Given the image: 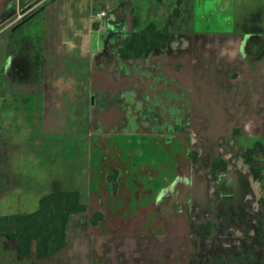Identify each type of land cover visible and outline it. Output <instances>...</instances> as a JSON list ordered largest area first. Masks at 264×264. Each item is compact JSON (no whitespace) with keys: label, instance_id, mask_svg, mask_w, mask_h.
<instances>
[{"label":"crops","instance_id":"1","mask_svg":"<svg viewBox=\"0 0 264 264\" xmlns=\"http://www.w3.org/2000/svg\"><path fill=\"white\" fill-rule=\"evenodd\" d=\"M43 1L0 0V21H10L19 7L31 13ZM177 3L111 0L104 6L122 4L130 29L139 30L148 23L163 27ZM222 3L226 7L229 1L183 0L168 47L148 58H121L128 35L105 26L95 30L93 16L105 9H97V0H54L1 37L0 216L36 211L56 178L66 189L71 186L68 131L57 128L65 120L56 119L50 108L60 107L58 95L74 98L82 83L123 99L118 114L129 115L132 98L146 88L159 93L164 75H178L186 83L196 76L201 137L240 128L249 139L264 138V24L247 29L248 22L222 15ZM255 36L262 56L247 50ZM161 173L157 179L166 176ZM162 187L158 183L155 196L129 202L106 198L112 210L96 225L91 215L71 216L65 246L49 257L21 255L16 239L0 234V264H95L100 258L116 260L113 264H193L191 219L187 213L157 212ZM125 203L128 210L116 209Z\"/></svg>","mask_w":264,"mask_h":264},{"label":"flooded vegetation","instance_id":"2","mask_svg":"<svg viewBox=\"0 0 264 264\" xmlns=\"http://www.w3.org/2000/svg\"><path fill=\"white\" fill-rule=\"evenodd\" d=\"M52 1L54 0L43 1L31 13L26 7L17 8L10 21H0V38L16 31L23 25L19 24L24 19L32 14H39ZM182 5L183 0H178L163 27L155 24L160 29L168 27L170 31L166 46L162 49L168 47L173 35L172 29L182 13ZM176 8L179 9L178 14L175 13ZM95 15L93 16L95 30L105 26V29L113 34L124 33L128 35L126 42L132 33L150 24L139 30H131L130 18L122 4L110 7L101 20L96 19ZM258 39L256 36L251 37L253 43H249L247 50L250 54L262 56V48L255 45ZM126 42L120 49V57L125 60L148 58L152 52L160 48H155L147 57L126 58L122 56ZM194 78V82L186 83L184 78L178 75H164V84L159 93L158 88L153 91L146 88L132 98L129 105L132 114L129 115L118 114L117 108L123 106L121 104L123 99L119 97L112 99L109 91H103L99 87L93 88L91 87L93 84H90V88L85 83L80 84L82 87L77 90L74 98L58 95L60 107L57 109L52 107L50 110L56 119L65 120L62 127L58 121L57 128L68 131V184L71 186L66 189L63 179L56 178L49 193L56 185L64 190L79 192L86 209L71 216L91 215L90 223L96 225L104 218L106 212L112 210L106 198L111 202L117 199L129 202L131 198L137 196L144 198L155 196L153 192H156V185L160 183L164 187L157 212L169 216L174 213L178 215L187 213L191 219V208L194 199L197 198L196 183L199 179V170L194 168V161L199 159V153L204 152L199 147L201 149L204 146L208 147L212 143L211 140L217 138L201 137L196 129V126H199L197 120L199 105L194 100L198 94L196 76ZM241 133V129L237 128L229 135ZM198 139L203 140L204 146H198ZM144 148L147 150L157 148L160 154L147 158L143 152ZM93 169H96V172ZM161 170L169 176L157 179ZM86 180L87 184L84 182ZM122 205L116 209L123 211L129 209L125 206L126 203ZM190 224L192 230V222ZM192 233L195 237L194 230ZM223 264L230 263L226 261Z\"/></svg>","mask_w":264,"mask_h":264},{"label":"rangeland","instance_id":"3","mask_svg":"<svg viewBox=\"0 0 264 264\" xmlns=\"http://www.w3.org/2000/svg\"><path fill=\"white\" fill-rule=\"evenodd\" d=\"M110 1L97 0V9L109 11L104 4ZM228 1L226 7L224 3L219 7L222 15L228 13L233 21L248 22L247 29L255 27L254 24H264L263 0ZM198 141V146H204L203 140ZM211 141L208 147H199L204 152L194 161L199 179L197 198L191 208L192 230L196 234L192 239V260L195 264H223L226 261L230 264H264V206L259 201L260 186L252 178L244 159L251 150L255 159L264 161V138L249 139L236 134ZM143 152L147 158L160 154L157 148H144ZM163 175L169 176L165 172L161 173ZM115 261L100 258L95 264H113Z\"/></svg>","mask_w":264,"mask_h":264},{"label":"trees","instance_id":"4","mask_svg":"<svg viewBox=\"0 0 264 264\" xmlns=\"http://www.w3.org/2000/svg\"><path fill=\"white\" fill-rule=\"evenodd\" d=\"M176 8L175 13L178 14ZM172 21V20H171ZM168 27L158 28L154 23L132 33L122 49L126 58L147 57L155 48H163L169 39ZM252 176L260 185V202L264 205V161L253 157L248 150L244 156ZM86 209L77 191H68L58 185L40 200L39 208L30 213L0 216V233L17 241L21 255L49 257L65 246L70 216Z\"/></svg>","mask_w":264,"mask_h":264},{"label":"built area","instance_id":"5","mask_svg":"<svg viewBox=\"0 0 264 264\" xmlns=\"http://www.w3.org/2000/svg\"><path fill=\"white\" fill-rule=\"evenodd\" d=\"M105 16H106V11L101 10L98 13H96L95 18L98 19V20H101Z\"/></svg>","mask_w":264,"mask_h":264},{"label":"water","instance_id":"6","mask_svg":"<svg viewBox=\"0 0 264 264\" xmlns=\"http://www.w3.org/2000/svg\"><path fill=\"white\" fill-rule=\"evenodd\" d=\"M35 14L30 15L29 17H27L26 19H24L19 25L24 24L25 22H27L29 19H31Z\"/></svg>","mask_w":264,"mask_h":264}]
</instances>
